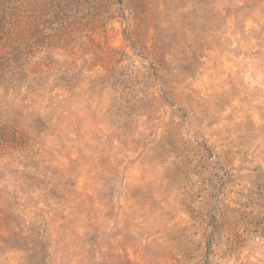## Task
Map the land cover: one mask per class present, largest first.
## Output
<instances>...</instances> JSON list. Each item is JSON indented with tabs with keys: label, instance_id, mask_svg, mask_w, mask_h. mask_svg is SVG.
<instances>
[{
	"label": "rangeland",
	"instance_id": "obj_1",
	"mask_svg": "<svg viewBox=\"0 0 264 264\" xmlns=\"http://www.w3.org/2000/svg\"><path fill=\"white\" fill-rule=\"evenodd\" d=\"M0 264H264V0H0Z\"/></svg>",
	"mask_w": 264,
	"mask_h": 264
}]
</instances>
